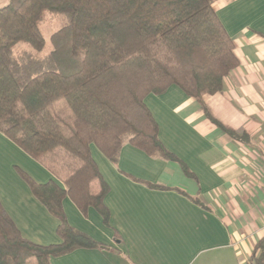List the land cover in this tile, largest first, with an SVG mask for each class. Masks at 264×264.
Here are the masks:
<instances>
[{"label": "trees", "instance_id": "16d2710c", "mask_svg": "<svg viewBox=\"0 0 264 264\" xmlns=\"http://www.w3.org/2000/svg\"><path fill=\"white\" fill-rule=\"evenodd\" d=\"M214 3L10 0L0 8V133L65 185H39L19 170L35 198L59 220L62 242L43 246L24 238L0 203V264H51L98 246L69 224L62 205L70 196L83 213L94 207L107 223L108 186L92 145L113 162L126 143L179 161L159 139L145 99L172 86L200 103L223 91L240 61ZM47 13L65 23L41 56ZM20 45L32 51L17 55ZM248 264H264V239Z\"/></svg>", "mask_w": 264, "mask_h": 264}, {"label": "crops", "instance_id": "0c3cea01", "mask_svg": "<svg viewBox=\"0 0 264 264\" xmlns=\"http://www.w3.org/2000/svg\"><path fill=\"white\" fill-rule=\"evenodd\" d=\"M10 0H0V8ZM240 61L222 92L203 103L172 86L145 104L159 139L178 160L126 143L116 162L91 154L108 192L107 223L66 196L69 224L97 243L51 264H248L264 239V0H215ZM229 132L246 135L242 141ZM19 170L45 185L57 180L0 133V203L24 238L60 244L59 220Z\"/></svg>", "mask_w": 264, "mask_h": 264}, {"label": "rangeland", "instance_id": "374dc122", "mask_svg": "<svg viewBox=\"0 0 264 264\" xmlns=\"http://www.w3.org/2000/svg\"><path fill=\"white\" fill-rule=\"evenodd\" d=\"M64 23H65V20L63 17L54 16L50 13L46 14L45 21L42 24V32L46 40V49L41 56L46 55L50 52L51 50L50 38L55 32H57L59 29L62 28ZM29 51H32V50L26 45H20L15 49V53L17 55H20L23 52H29Z\"/></svg>", "mask_w": 264, "mask_h": 264}]
</instances>
